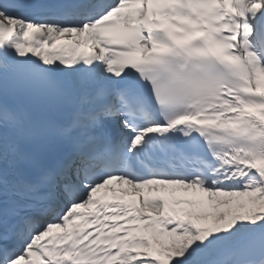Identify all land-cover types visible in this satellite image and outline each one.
Listing matches in <instances>:
<instances>
[{"label":"snow or ice","instance_id":"1","mask_svg":"<svg viewBox=\"0 0 264 264\" xmlns=\"http://www.w3.org/2000/svg\"><path fill=\"white\" fill-rule=\"evenodd\" d=\"M0 264H264V0H0Z\"/></svg>","mask_w":264,"mask_h":264}]
</instances>
